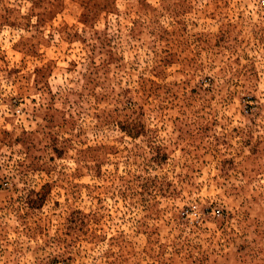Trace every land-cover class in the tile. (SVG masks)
Here are the masks:
<instances>
[{
    "label": "rangeland",
    "instance_id": "obj_1",
    "mask_svg": "<svg viewBox=\"0 0 264 264\" xmlns=\"http://www.w3.org/2000/svg\"><path fill=\"white\" fill-rule=\"evenodd\" d=\"M0 264H264V0H0Z\"/></svg>",
    "mask_w": 264,
    "mask_h": 264
}]
</instances>
